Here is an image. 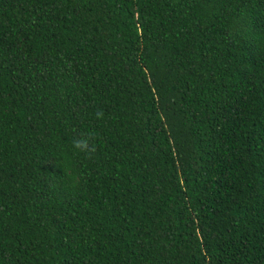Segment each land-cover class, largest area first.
<instances>
[{"label":"trees","instance_id":"1","mask_svg":"<svg viewBox=\"0 0 264 264\" xmlns=\"http://www.w3.org/2000/svg\"><path fill=\"white\" fill-rule=\"evenodd\" d=\"M0 264H264V0H0Z\"/></svg>","mask_w":264,"mask_h":264}]
</instances>
